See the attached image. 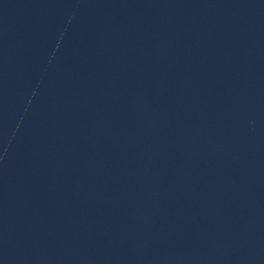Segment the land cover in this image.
Instances as JSON below:
<instances>
[{"label":"water","instance_id":"1","mask_svg":"<svg viewBox=\"0 0 264 264\" xmlns=\"http://www.w3.org/2000/svg\"><path fill=\"white\" fill-rule=\"evenodd\" d=\"M259 241L264 0H0V264Z\"/></svg>","mask_w":264,"mask_h":264}]
</instances>
